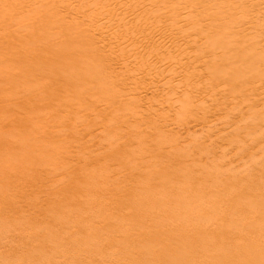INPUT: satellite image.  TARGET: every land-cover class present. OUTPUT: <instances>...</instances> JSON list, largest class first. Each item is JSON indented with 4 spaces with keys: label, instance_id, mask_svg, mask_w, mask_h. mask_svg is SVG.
Masks as SVG:
<instances>
[{
    "label": "bare ground",
    "instance_id": "1",
    "mask_svg": "<svg viewBox=\"0 0 264 264\" xmlns=\"http://www.w3.org/2000/svg\"><path fill=\"white\" fill-rule=\"evenodd\" d=\"M250 31L254 32L250 33L253 36L247 33ZM12 91H15V94L11 96ZM0 102H3V105H0L2 108L13 106L20 116V124L17 131L12 132L11 138H4L5 136L0 134V151L5 150L6 146L11 153L16 148L14 144L17 143L13 142L17 139L23 141V144L25 139H28L29 144L34 141L39 145H52L61 140L57 139L58 137L66 136V139L73 138L74 140L70 141L77 142V146H58L60 151L56 148V156L60 157L59 159L45 155L46 158L41 161V164L48 165L64 163L72 153L70 148L90 150L87 140L83 142L82 139L88 135L95 137L94 131L98 128L102 135L108 131L111 138H106L105 142L111 152L107 151L116 158L112 164L119 163L118 166H113L117 169L114 171L117 176L113 178L108 176L113 167L102 164L103 161L99 164L100 162L95 163L93 160V165L76 166V169L80 170L75 172L80 173L82 178L93 173L95 176L97 171H101L105 182L114 183L113 188H109L111 190L105 186H98V189L97 181V185L93 184L98 192L92 195L98 199L97 195L100 194L111 209L103 203V210H97L94 206L98 212L94 215L100 218H85L82 214L84 218H80V215L71 216L75 219H70V223L65 219L66 215L63 218L65 221L62 220L60 225L58 222L61 219L57 224L54 220L49 222L56 225L54 227L51 224V227L55 228V231H52L56 235H52L56 236V239L61 237L65 242L66 238L69 244H73L69 245V250L63 249L65 243L55 239L54 255H48L53 241L51 246L47 247L48 252L41 246L48 243L47 238L51 232L46 233L49 236L43 234L46 230L42 233L40 231V234L38 232L34 238L26 236L30 239L24 238L23 241L26 253L37 256L38 259L36 261L34 258L36 262L30 264H36L39 260L43 262V255H47L45 264H264V190L259 192V195L246 191V188L253 185V181L245 176L232 178H239L241 181L238 180V184L237 180L231 183L227 180L229 173L224 178L220 174L221 170L214 171L218 170L216 164L213 165L214 169L210 167L213 169H210L211 172L207 170L209 174H203L206 169L203 166H208L210 160L203 161L207 162H202L203 166L202 163L195 166L197 163L194 162H198L195 161L196 158L192 161L197 154L192 153L195 149L185 147L186 150H193L191 154L194 155L189 160L191 154L182 153L185 152L183 145L176 143L178 137H174L178 133L174 131L175 126L174 130L172 126L168 128V125H177L187 128L186 134H190V124H193L201 129V132H195L204 134L209 139L214 134L213 130L220 129L224 133L231 126L230 107L239 108L240 111L236 110L241 113V109L251 111L257 105H264V0H0ZM140 103L147 106L142 109L143 105ZM259 110H255L256 113L262 112ZM1 111L5 112L3 109ZM247 111L242 112L239 117L243 119ZM250 111L248 113L252 115ZM81 114H84L85 119L80 117ZM78 115L82 119H79L80 124L64 121L65 118ZM253 119L251 118L252 122H255ZM251 120L246 125L250 124ZM259 121L256 122L259 125H253L252 131L247 129V126L241 129L243 125L235 130L249 138L248 136L254 135L260 128L263 129ZM262 121L264 124V120ZM2 122L4 124L5 121ZM177 130L179 132V129ZM256 134L257 132L255 137L260 132ZM237 136L239 135L235 132L223 138L230 137V141H236ZM257 139V143L259 140L264 142L260 137ZM229 140L227 139V142ZM184 141L186 142L185 139ZM220 141H216L218 145ZM210 142L212 145V140ZM233 142L230 145H234ZM64 143L66 142L60 141L59 144ZM112 143H115L114 146ZM110 144L112 146L109 147ZM127 144L129 148L131 145L135 147H132L134 150L130 151L132 154L129 156H132V159L136 156L135 160H141L139 163L133 160L134 163L125 165L123 156L119 153L125 152L126 149L129 151ZM222 145L221 147L224 146ZM248 145L246 146L249 147ZM201 146L202 143L199 149L203 151ZM262 146L264 147L263 144ZM204 147L205 151L209 149ZM221 147L219 150L225 146ZM253 147L256 146H251ZM263 147L261 148L264 149ZM26 148L29 152L28 147ZM245 149L248 150L246 147ZM257 150L255 149V152ZM213 151L215 153V150ZM208 152L211 151H207V155ZM214 153L212 156L215 157ZM125 155L128 156L127 151ZM204 157L207 158L203 156V159ZM214 159L216 160V157ZM221 160L219 162L223 163ZM229 166L231 168L232 165ZM237 167L234 169L238 171ZM240 169L239 171H242ZM73 170L62 176L63 179L70 178ZM74 176L72 177L77 175ZM88 180L84 182L89 186L91 182ZM234 184L239 187L233 189L236 187ZM0 193L4 192L1 190ZM6 196L10 198L7 193ZM220 199L226 201V205L232 204L233 211L230 214L227 213V206L217 201ZM62 200L64 202V199ZM49 203L50 206L53 205ZM238 203H244L246 209L243 213L239 212L243 208L237 207ZM11 204L13 205L10 207L16 206L14 202ZM80 204H83V201ZM101 205L98 208H101ZM87 206V209L90 208ZM179 215L194 219L195 224L186 225L187 221L184 219L175 224L172 217L178 218ZM32 216L30 215L29 219ZM120 216V220H117ZM17 218L15 220L18 221ZM41 219L40 221H46ZM219 220L221 221L218 222ZM28 223L30 225L29 221ZM43 225L47 226L42 224V227ZM16 226H13L15 231L19 228ZM28 226L26 227L29 230ZM33 227L38 231L42 229ZM102 230L107 233L101 235ZM20 232L17 234H21ZM32 232L35 233L36 230ZM73 237L78 240L72 241ZM50 239L52 240L51 237ZM75 250H78V253ZM1 254L3 255V252ZM30 257V260L24 258L22 261L28 260L29 263L32 258ZM7 263L5 261V264Z\"/></svg>",
    "mask_w": 264,
    "mask_h": 264
},
{
    "label": "rangeland",
    "instance_id": "2",
    "mask_svg": "<svg viewBox=\"0 0 264 264\" xmlns=\"http://www.w3.org/2000/svg\"><path fill=\"white\" fill-rule=\"evenodd\" d=\"M254 31V30H253ZM253 31H250V32H247L249 35H252L254 32ZM250 33H252V34H250ZM256 33V32H255ZM257 34V33H256ZM253 36V35H252ZM3 87V86H2ZM117 87H120V86H117ZM15 94V91H12V93L10 94L11 96L12 95H14ZM9 102H13V101H9ZM0 105L2 106L3 105V102H0ZM140 105L142 106V109H144V106L146 107L147 105H145V103L143 104V103H140ZM0 106V107H1ZM263 106L264 105H257V107H255V108H253V109H251V111H250V109H241L242 110V112H244L245 113V111H247L246 112V114H244V118L242 119V117H239V116H241V114H242V112L240 113V112H238V111H240V109L239 108H232V107H230L229 108V110L230 111H232L231 113H232V116L234 117H232L231 116V113H230V111H229V114H230V119L232 120L231 122H232V124H231V128L229 129V128H227L226 129V131L224 132V133H222L221 131L222 130H220V129H217V131L215 130H213L212 132L214 133H211V138H209V139H211L212 140V145H210L211 144V140L209 141V139H207L208 137L206 136V135H204V134H201V133H197V132H195V131H199V132H201L200 130L201 129H199L200 128V126H195V125H193V124H190L189 126H190V134H186V131H187V128H183V127H179V126H177V125H168L169 127L168 128H170V126H172L171 128H173L174 126H175V130H174V128H173V130L175 131V132H177L178 134L177 135H175V137L174 138H177V139H175V140H177V142L176 143H178V144H182L183 145V147H184V150H185V152H182V153H189V154H191V151H193L194 149H195V152L193 151L192 153H197L196 154V156L192 159V156L194 155V154H191V156H190V159L189 160H191L192 159V161H194V159H195V161H198V162H194L196 165L195 166H199V165H201V163L203 162V161H208V159L210 160V161H208V166L206 165V164H204V165H206L205 167L203 166V163H207V162H203L202 163V166H203V168H206L205 170L204 169H199V170H204L203 171V174L205 173V175L206 174H209L208 172L210 171L211 172V170H213L215 167L213 166V165H215V166H217V168H218V170L217 169H215L214 171H216V172H218V171H220V174H222V176L224 177V178H226L227 176H228V173H229V176L227 177V180H229L231 183H235L236 182V180H237V183L236 184H238V182L239 181H241V180H239V178L238 179H232V178H235V177H246V179L248 178V179H250L251 181H253V185L251 186V187H248V188H246V191H249V192H253V193H255V194H258L259 195V192H262L263 190H264V149H262L261 147H263L262 146V144L264 145V142L263 141H260L259 140V142L257 143V141H258V139L257 138H259L260 137V139L262 140H264V136H263V134H264V127H263V121L262 120H264V115H262V114H264V108H263ZM5 106H3V108L1 107V109H3V110H5V112L4 111H1V109H0V115L2 114V116H0V120H4L5 122H4V124H3V122L2 121H0V134H2V136H5L4 138H6V137H9L10 136V138H11V134H12V132H14V131H17V127L19 126V124H20V116H19V114H18V112L16 111V109L14 110V108H13V106H11V105H9L8 107L6 106V108H4ZM11 108H13V109H11ZM232 108V109H231ZM256 108H258V109H256ZM263 108V109H262ZM7 109V110H6ZM9 109H11V110H9ZM234 109H235V113H234ZM238 111H237V110ZM259 109H261V110H259ZM10 112H9V111ZM140 110H141V108H140ZM244 110V111H243ZM257 110H259V111H262V112H257L256 113V111ZM9 112V113H7V112ZM251 112L252 113V115H250V113H248V112ZM255 111V112H254ZM239 113V115H236V114H238ZM254 112V113H253ZM227 114H228V111L226 112ZM259 113H262V114H260L259 115ZM10 114V115H9ZM224 114H225V112H224ZM8 115V116H7ZM235 115V116H234ZM250 115V117H248ZM6 116V117H5ZM84 118H83V117ZM254 116H255V118H254ZM256 116H257V118H256ZM8 117V119H5V118H7ZM80 117L82 118V119H85V116H84V114H81L80 115ZM79 117V115L78 116H71V117H69V119L68 118H65V120L64 121H66L67 123H69V124H71V123H73V124H80L81 123V121H82V119ZM240 119H239V118ZM246 117H247V119H246ZM3 118V119H2ZM78 118V119H77ZM237 118V119H236ZM251 118L253 119V121H255V122H252V120H251ZM258 118H260V119H258ZM79 119H81V121H79ZM245 119H246V123H245ZM236 120V121H235ZM244 120V121H243ZM251 120V123L250 124H248V125H246L249 121ZM262 121V122H260V121ZM74 121H75V123H74ZM77 121H79V122H77ZM241 121V122H240ZM245 123V124H242L243 122ZM259 121V123H261V125H260V127L262 126V128L263 129H259V127H257L258 129H259V131H256L257 132V134L260 132V134H258V135H261V136H258L257 134V136L255 137V133H254V135H250V136H248L249 138H247L246 136H242L241 134V132H239V131H236L235 129L236 128H240L241 127V125H243L242 127H241V129H243L244 127H246L247 129H249V130H251L252 131V129H253V127L254 126H256L258 123H256V122H258ZM239 122L241 123V124H239ZM7 123V124H6ZM236 123H238V124H236ZM256 123V124H255ZM169 124H171L170 123V121H169ZM255 124V125H254ZM263 124V125H262ZM5 125V126H4ZM234 125H235V127H234ZM240 125V126H239ZM254 125V126H253ZM259 125V124H258ZM4 126V127H3ZM178 128H177V127ZM195 126V127H194ZM237 126V127H236ZM252 126V127H251ZM194 127V128H193ZM180 128H183L182 130L180 129ZM252 128V129H251ZM2 129H3V131H2ZM177 129H179V132H178V130ZM256 129V128H255ZM254 129V130H255ZM192 130V131H191ZM194 130V131H193ZM230 132H229V131ZM253 130V131H254ZM97 131H98V134H97ZM262 131V132H261ZM100 132V129H95V131H94V134L96 133L97 134V136H96V134H95V137H93V138H91V137H89V135L88 136H86V137H84L83 139H82V141L83 142H85V140H87V145H90V150H91V152H90V150L88 149V148H81L80 150H74L73 148H70V149H72V153H71V155H70V157H68L66 160H65V162L63 163V162H61V163H51V164H44V163H42L41 164V161L44 159V158H46L45 157V155H51V158H52V156H55V158L56 157H58V156H56V154H57V152H56V148H57V151H60L59 149V147L58 146H60V147H62V146H67V145H70V146H72V145H75L77 142H72L74 139L72 138H67L66 139V136L64 137V136H61V137H58L57 139H61L60 141H61V143L62 142H68L67 144L66 143H64V145L62 144H59L60 143V141H56V143H58L57 145H56V143L55 144H52V145H45L44 143H42V144H44V145H39V143L37 144L36 142H34L33 141V144L30 142V144H29V140L27 139V141H26V139H25V143L27 144H23V141L21 142V140H19L18 141V139L17 140H14V142H13V144L14 143H17V144H14L15 145V149H13L12 151H11V153L10 152H8L9 150L6 148V146H5V150H3V149H1V151H0V191L2 190L4 193H0V230L2 231V233H0V237L2 238H0V260H1V262H0V264H5V261H6V263L7 262H9V263H7V264H20V262H22V264H26V263H28V260H30L29 259V257L31 256V254L29 253H26V249H25V247L23 246L24 245V243H23V241L25 240L24 238H26V240H28L29 238L28 237H26V236H33V238L35 237V236H37V234H38V232H39V234H40V231H41V233L44 231V230H46V231H44V233L43 234H46V233H49L50 234V232H51V234H50V237L52 238V240L50 239V237H48L47 238V241H48V243H46V244H43V245H41V246H44V248H43V250H49V253H48V255L50 254H53V249H56V246L54 245L55 244V242L56 241H58V242H61V243H63L64 242V239H62L61 237H57V239H56V236H53L52 234H55V228L54 227H56V225L54 226L52 223H50L49 224V222H52V220H54L53 222L54 223H56L57 224V221L59 220V219H61V220H59V224L58 225H60L63 221L62 220H64L63 218L67 215V217H65V219L67 220V222L69 221L70 222V219L72 220V219H75V217H77V216H79L80 218H87V217H93V216H97V218H100V216H98V215H94V213L96 214V213H98L97 212V210H103L104 208H105V206L108 208L110 205L109 204H106V202H105V198H102V196L100 195V194H98L97 196H98V199L96 198V196L94 195V194H96L95 192H98V189H99V187L101 186H105V188H107L108 190H111L112 188H113V186L114 185H112V184H114V183H110L109 181V183L110 184H108V182H105L104 181V179H102L103 177L101 176L102 174H101V171H97L98 172V174H97V172H96V174H95V176H93L94 175V173L91 175V176H89V177H91L92 179H93V177H94V180H88V176L87 177H85V178H82L81 176H80V173H78L79 174V176H78V174H77V172H75V170H78V169H76V166L77 165H79V166H84L85 164H91V165H93V163H94V161L93 160H95V163H99V164H101L102 163V161H103V163L102 164H104V165H106L107 164V166H118V164H116V165H113L112 164V162H113V160L114 159H116V158H114V156H112L111 154H109V152H111L110 150H109V148H108V145H106L107 143L105 142V141H107V139L106 138H109V135H108V131L106 130L105 132H107L106 134H101V132ZM227 132V133H226ZM235 132H237L238 133V135L239 136H237V142L235 141V139H233L232 141H230L229 140V138L231 137H229V138H223L225 135H229V133H232V134H234ZM193 133V134H192ZM222 134V135H220V134ZM183 134V135H182ZM197 134V135H196ZM224 134V135H223ZM103 137H102V136ZM108 135V136H107ZM182 135V136H181ZM194 135V136H193ZM37 136H40V135H38L37 134ZM102 138H101V137ZM180 136V137H179ZM216 136H217V140H218V142L221 140V141H223V142H221L220 141V143H219V145H218V142H216L217 140H216ZM220 136V137H219ZM88 137V138H87ZM186 137V138H185ZM191 137V139L189 140V138ZM210 137V136H209ZM240 137H242V138H240ZM244 137V138H243ZM65 138V139H64ZM98 138H100V139H97ZM111 138V137H110ZM110 138L108 139V140H110ZM214 138H215V140H214ZM251 138V139H250ZM62 139H64V140H62ZM89 139V140H88ZM184 139L186 140V142L184 141ZM196 139V140H195ZM198 139V140H197ZM204 139H206V140H204ZM220 139V140H219ZM227 139L230 141V144H231V142H233L234 143V147L232 146V145H230L228 142H227ZM245 139H246V141H245ZM254 139V140H253ZM31 140H33V139H31ZM65 140H67V141H65ZM70 140H72V141H70ZM95 140V141H94ZM203 140V141H202ZM213 140H214V142H213ZM250 140V141H249ZM251 140H253V141H251ZM257 140V141H256ZM16 141H18V142H16ZM94 141V142H93ZM99 141H102L101 143L99 142V146L97 145V143ZM181 141V143H179ZM182 141H184V142H182ZM188 141V142H187ZM201 141V142H200ZM241 141V142H240ZM256 141V142H255ZM94 144H93V143ZM96 142V143H95ZM194 142H195V144H198V143H200V145H201V143H202V146H203V143H205V142H208V143H205L204 144V146H207V147H209V149L207 148V151H211V152H208L209 154L210 153H212V154H210V157H212V158H210L207 154H206V152L207 151H205L206 150V147H204L203 146V148L205 149H203V148H201L203 151H205V153L203 152V151H201L199 148H200V145L198 144V145H195L194 144ZM210 142V143H209ZM238 142H240V143H242V145L239 143L238 144ZM261 142H263V143H261ZM175 143V145L176 146H179V145H177ZM227 145H230V146H226L225 144ZM243 143H244V145H243ZM247 143V144H246ZM252 143H254L253 145H252ZM260 143V144H259ZM35 144V145H34ZM95 144L97 145V146H95ZM113 144H115V143H112V145ZM192 144H194V145H192ZM208 144V145H207ZM215 145V147H214V145ZM226 147H224L223 145ZM249 144V145H248ZM258 144V145H257ZM14 145H13V148H14ZM31 145V146H30ZM33 145V146H32ZM36 145H38V146H36ZM111 144L109 145V147L110 146H112ZM188 145V146H187ZM191 145V146H190ZM221 145L224 147H221ZM238 145H241V146H237ZM246 145H248L249 147H247ZM75 146H77V144L75 145ZM114 146V145H113ZM201 146V147H202ZM214 148H213V147ZM243 146H244V148L246 147V148H248V150H244V148H243ZM251 146H256V147H253V148H251ZM26 147H28V149H29V152H27L28 150H27V148ZM30 147V148H29ZM33 147V148H32ZM37 147V148H36ZM101 147V148H100ZM105 147H106V149H105ZM131 148H129V146H128V144H127V146H126V148H128L129 149V151L126 149V151H127V154H128V156H126L125 155V152H123V151H121V153H119L120 154V156H121V154H122V156H123V160L125 161V165H128V163H134L133 162V160L134 161H136L137 163H139L138 161H141V160H139L138 158H137V160H135L136 159V156H135V159H132L131 157L132 156H129L130 154H132L131 152L134 150L133 148H135L134 146H130ZM133 147V148H132ZM185 147H189V148H191V149H193V150H189V148H187V150L185 149ZM194 147V148H193ZM198 149H197V148ZM220 147L221 148H223V149H221V150H219L220 149ZM239 147H241L240 149H239V151H237L238 150V148ZM261 148L260 150H259V148ZM54 148H55V150H54ZM95 148V149H94ZM102 148H104V150L102 149ZM108 148V149H107ZM210 148H211V150H210ZM236 148V149H235ZM258 149L256 152H255V149ZM264 148V147H263ZM34 149H35V151H36V153H35V151H34ZM38 149V150H37ZM62 149V148H61ZM102 149V150H101ZM226 149V150H225ZM251 149V150H250ZM253 149V150H252ZM7 150V151H6ZM30 150H31V152H30ZM86 152H85V151ZM87 150H88V152H87ZM109 152H108V151ZM132 150V151H131ZM183 149H180V151H184ZM188 150H189V152H188ZM198 150H199V152H198ZM213 150H215V153H214V151ZM231 150V151H230ZM251 152H250V151ZM263 150V151H262ZM43 151V152H42ZM77 151V152H76ZM80 151V152H79ZM104 151V152H103ZM131 151V152H130ZM254 151V154H255V157H254V154H252V152ZM262 151V152H261ZM130 152V153H129ZM219 152V153H218ZM225 152V153H224ZM228 152V153H227ZM242 152V153H241ZM245 152V153H244ZM248 152V153H247ZM34 153V154H33ZM43 153V154H42ZM45 153V154H44ZM49 153V154H48ZM198 153H201L202 155L203 154H206V155H203V156H206L207 158H205L204 157V159H203V156L200 154H198ZM213 153L215 154V157H216V160L214 159L215 157L214 156H212L213 155ZM223 153V154H222ZM248 155H247V154ZM249 153L252 155H249ZM261 155H260V154ZM86 154V155H85ZM106 154V155H105ZM124 154V155H123ZM220 154H222V155H220ZM226 154V155H225ZM233 154H235V155H233ZM257 154V155H256ZM2 155V156H1ZM38 155V156H37ZM73 155V156H72ZM77 155V156H76ZM83 155V156H82ZM88 155V156H87ZM109 155V156H108ZM225 155V156H224ZM259 155V156H258ZM40 156H44L43 158H41ZM59 156H61V154L59 155ZM87 156V157H86ZM124 156H126L125 158H124ZM200 156H202V157H200ZM226 156H228V157H226ZM232 156H235V158L233 157L232 158ZM252 158H251V157ZM41 159H40V158ZM97 157H99V158H97ZM110 157V158H109ZM113 157V158H112ZM130 157V158H129ZM218 157H220L221 159L222 158H224V159H219ZM230 157H231V160L233 161H231L230 160ZM248 157H250V159H252L251 161H247V160H250ZM258 157V158H257ZM37 158V159H36ZM60 157H58L57 159H59ZM63 157H61V159H62ZM80 158V159H79ZM86 158V159H85ZM106 158V159H105ZM109 158V160H107ZM126 158H128L127 160H125ZM203 159L201 162L199 161V160H201V159ZM247 158V159H246ZM98 159V160H97ZM103 159H105V161L103 160ZM218 159V160H217ZM237 159V160H236ZM241 159V160H240ZM259 159V160H258ZM37 160H39V162H36L35 163V161H37ZM82 160V161H81ZM97 160V161H96ZM100 160V161H99ZM131 160H132V162H131ZM188 160V161H189ZM212 160V161H211ZM214 160V161H213ZM219 160H221V162L223 161V163H220L219 162ZM225 160H227V161H225ZM240 160V161H239ZM89 161H92V163L91 162H89ZM108 161H110V162H108ZM217 161V162H216ZM230 161H231V163H230ZM238 161V162H237ZM243 161H244V164H243ZM253 161V162H252ZM89 162V163H88ZM215 162V163H214ZM236 162V163H235ZM250 162H252V163H250ZM72 163V164H71ZM106 163V164H105ZM114 163V162H113ZM199 163V164H198ZM211 163V164H210ZM217 163H218V165H217ZM246 163H248L247 165H245ZM250 163V164H249ZM257 163V164H256ZM67 164H68V166H67ZM111 164V165H110ZM254 164V165H253ZM256 164V165H255ZM63 165V166H62ZM222 165H224V166H222ZM226 165V166H225ZM228 165V166H227ZM229 165H232L231 166V168H232V170H231V168H230V166ZM88 166V165H87ZM129 166H131V165H129ZM220 166V167H219ZM238 166V167H237ZM243 166H244V168H243ZM246 166H248V167H246ZM253 166H255V167H253ZM210 167H213V169L212 168H210ZM234 167L236 168H238V171H237V169L235 170L234 169ZM240 167H242L241 169H240ZM78 168V167H77ZM80 168V167H79ZM223 168H228L227 170L226 169H223ZM230 168V169H229ZM246 168V169H245ZM74 169V170H73ZM115 168L113 167V169L111 170V171H109L108 173V176H112V178L113 177H115V175L117 174H115L114 173V171H117V169H115ZM198 169V168H197ZM209 169V171H207ZM211 169V170H210ZM239 169L240 170H242V171H244V172H242V171H239ZM250 169V170H249ZM71 170H73L74 172H73V174L71 173L70 174V176L72 175V176H74L75 178H73L72 176L69 178H66L65 180L63 179V177L62 176H64L65 174H67L68 172L70 173L71 172ZM80 170V169H79ZM78 170V171H79ZM122 170V169H121ZM225 170V172H223V171ZM252 170V171H251ZM206 171V172H205ZM252 173H250V172ZM33 172H35L34 173V175H33ZM111 172V173H110ZM223 172V173H222ZM240 174H239V173ZM242 172V173H241ZM246 172V173H245ZM99 173H100V175H99ZM120 172H118V174H119ZM125 173V172H124ZM213 173V172H212ZM250 173V174H249ZM111 174V175H110ZM211 174V173H210ZM225 174V175H224ZM231 174H232V176H231ZM238 174H239V176H238ZM247 174V175H246ZM41 175H42V177H41ZM120 175V174H119ZM121 175H123V172L121 173ZM242 175V176H241ZM101 176V177H100ZM117 176V175H116ZM100 177V178H99ZM222 177V178H223ZM244 177V178H245ZM82 178V179H81ZM95 178H98V179H102V180H99L98 181V179H95ZM223 178V179H224ZM68 179V180H67ZM246 179H244V180H246ZM63 180V181H62ZM83 180V181H82ZM84 180H88V182H91V183H89V186L84 182ZM226 180V179H225ZM232 180V181H231ZM239 180V181H238ZM243 180V179H242ZM35 181H36V183H35ZM38 181V182H37ZM93 181V182H92ZM96 181L97 182H99L98 184L99 185H97L96 184ZM103 181H104V183H103ZM235 181V182H234ZM245 182V181H244ZM84 183V184H83ZM102 183V184H101ZM105 183H107V184H105ZM37 184V185H36ZM93 184H96L97 185V188H96V186L95 185H93ZM101 184V185H100ZM236 184H234V185H236ZM244 184V183H243ZM243 184H242V186H243ZM263 184V185H262ZM33 185H34V187H33ZM107 185V186H106ZM260 185V186H259ZM262 185V186H261ZM10 186H12V188L10 187ZM15 186V187H14ZM99 186V187H98ZM110 186H112V187H110ZM5 187H9V189L8 188H5ZM14 187V188H13ZM20 188L19 190H18V188ZM31 187V188H30ZM95 187V188H94ZM234 187V186H233ZM232 187V188H233ZM239 186H237L236 185V187H234L233 189H236V188H238ZM2 188V189H1ZM17 188V189H16ZM85 188H89V189H85ZM109 188H111V189H109ZM4 189H6V191H8V192H6ZM94 189H96V190H94ZM15 190V191H14ZM90 192L91 190V194L88 192V191ZM94 190V191H93ZM260 190V191H259ZM87 192V194H86V192ZM258 191V192H257ZM7 193V195H9V197L10 198H7L8 196H6V193ZM10 192H12V193H10ZM20 192V193H19ZM92 193H94L93 195H94V197H93V195H92ZM1 194H3L4 195V197H3V195H1ZM10 194H12V195H10ZM90 194V195H89ZM67 195V196H66ZM85 195H88L87 197L85 196ZM68 198V199H65L66 197ZM73 196H74V198H76L75 200H74V198H73ZM4 199H3V198ZM65 197V198H64ZM71 197V198H70ZM90 197V198H89ZM206 197V196H205ZM227 197V196H226ZM5 198H7V199H5ZM59 198V199H58ZM73 198V199H72ZM92 198V199H91ZM62 199H64V202H63V200ZM69 199H70V201H69ZM89 199H90V201H89ZM202 200L204 199V196L201 198ZM67 200L69 201V202H67ZM77 200H81V201H79L80 203L83 201V204H80ZM86 200V201H85ZM94 200H96V201H94ZM205 200H208L207 198H205ZM53 201V202H52ZM56 202V205H54V203ZM71 201H74V202H71ZM89 201V202H88ZM104 201V202H103ZM217 201H219V202H222V205L223 204H225L226 205V201H224V200H217ZM14 202V205H16V206H13V207H10V206H12L13 204H11V203H13ZM49 202H51L53 205L52 206H50V203ZM62 204H61V203ZM76 202V203H75ZM90 202H92V204L90 203ZM101 204H106L105 206H104V204L103 205H101ZM225 202V203H224ZM17 203V204H16ZM20 203V204H19ZM58 203V204H57ZM59 203H60V205H59ZM66 203H69V204H66ZM77 204V205H75V204ZM89 203V204H88ZM96 203H97V205H96ZM193 203H195V202H193ZM228 203V202H227ZM9 204V205H8ZM23 204V205H22ZM31 204V205H30ZM72 204V205H71ZM86 204V205H85ZM91 204V205H90ZM94 204V205H93ZM221 204V203H220ZM244 204V203H243ZM243 204H237L236 206L237 207H239V208H243L242 210H239V212L240 213H243L244 211H245V206L243 205ZM20 205V206H19ZM62 205V206H61ZM67 205H69V206H67ZM75 205V206H74ZM79 205V206H78ZM83 205V206H82ZM85 205V206H84ZM87 205H89V207L91 208V209H93V210H90V208H88L87 209ZM102 206L101 208L99 207L98 208V206ZM9 206V207H8ZM37 206V207H36ZM58 206V207H57ZM60 206V207H59ZM64 206V207H63ZM72 206V207H71ZM81 206V207H80ZM87 206V207H86ZM94 206L95 207H97V210H95L96 208H94ZM227 206V213L229 212V214L233 211L232 210V204L231 203H228V205H226ZM56 207H57V209H56ZM63 207V208H62ZM75 207H76V209H75ZM80 207V209H78ZM82 207H84V208H82ZM61 208V209H60ZM110 209H111V206L109 207ZM3 209V210H2ZM38 209V210H37ZM40 209H42V211L40 210ZM75 209V210H74ZM81 209H83V210H81ZM87 209V210H86ZM23 210V211H22ZM28 210V211H27ZM72 210V211H71ZM80 210L82 211V212H80ZM94 210L96 211V212H94ZM6 211V212H5ZM13 211V212H12ZM70 212V214L68 213V212ZM89 211V212H88ZM243 211V212H242ZM10 212V213H9ZM12 212V213H11ZM21 212H23V213H21ZM27 212H28V214H27ZM40 212V213H39ZM81 214H80V213ZM91 212V213H90ZM92 212H93V215H92ZM174 212L175 213H179V211H177V210H174ZM5 213V214H4ZM9 213V214H8ZM34 215V216H32V214ZM66 213V214H65ZM90 213V214H89ZM43 214V215H42ZM84 215V217H83V215ZM16 215V216H15ZM19 215V216H18ZM25 215V216H24ZM30 215L33 217H31V219H29L30 218ZM46 215H47V217H46ZM77 215V216H76ZM90 215V216H89ZM101 215V214H100ZM12 216V217H11ZM18 219V221L17 220H15L16 218ZM37 216V217H36ZM42 216V217H41ZM63 216V217H62ZM71 216H75L74 218H72ZM82 216V217H81ZM6 217V218H5ZM9 217H11L10 219H9ZM34 217H36V218H34ZM45 217H46V219H45ZM58 217V218H57ZM27 218V219H26ZM38 218H39V220H38ZM42 218V219H41ZM54 218V219H53ZM120 218H121V216L119 217V219H117V220H120ZM173 219V221H174V223L176 224V223H180V221L182 222V220L184 219L185 221H187L185 224L187 225H193V224H195L194 223V219H192V218H189V217H181L180 215L178 216V218L177 217H172ZM2 219V220H1ZM28 220L29 222H30V225H29V223H28V221H26V220ZM40 219L41 220H46V221H40ZM48 219H50V221H48ZM131 218H129V220H130ZM22 220H23V222L24 223H22ZM26 221V223H25V221ZM31 220H33V221H31ZM35 220V221H34ZM38 220V221H37ZM114 220V219H113ZM112 220V221H113ZM123 220V219H122ZM127 220V219H126ZM126 220H124V221H126ZM129 220H127V221H129ZM192 222H190V221ZM194 220V221H193ZM10 221L11 222H13V223H10ZM42 222V224H46L47 226L48 225H50V227H51V224L54 226V227H51V228H49V226L47 227V226H45V225H43V227H42V224L40 223V222ZM65 221V220H64ZM221 220H219L218 222H220ZM19 222V223H18ZM32 222H35V223H32ZM61 222V223H60ZM188 222H190V223H188ZM28 223V224H27ZM35 224V225H33V226H37V227H42V229L41 230H37V228H35V227H33L32 226V224ZM38 223V224H37ZM71 223V222H70ZM172 224H174L173 222H171ZM8 224V225H7ZM18 225V227L19 228H16V231H15V227H17L16 225ZM26 225V226H28L29 227V230H28V228L26 227V226H23V225ZM37 224V225H36ZM39 224H41L40 226H38ZM174 224V225H175ZM22 225V226H21ZM8 226V227H7ZM13 226H15V227H13ZM21 227V228H20ZM30 227H32V229L30 230ZM46 227L48 228V229H46ZM5 228V229H4ZM8 228H10V230L8 229ZM25 230H24V229ZM34 228V229H33ZM38 228V229H39ZM111 228V227H110ZM3 229V230H2ZM17 229H19V230H17ZM23 229V230H22ZM27 229V230H26ZM52 229H54V231H52ZM73 229H76V228H74L73 227ZM34 230H36V232L34 233V232H32V231H34ZM49 230V231H48ZM11 231V232H10ZM20 231H22V232H20ZM24 231V232H23ZM27 233H29L30 231V233L29 234H27ZM106 230H102L101 232H100V234L101 235H103V234H105V233H107V231L105 232ZM18 232H20L21 234H17ZM53 232V233H52ZM104 232V233H103ZM5 234V236H4V234ZM10 233V234H9ZM14 233H16L18 236H16V234H14ZM34 233V234H33ZM3 234V235H2ZM15 236H14V235ZM23 234L25 235V234H27V235H25V236H23ZM49 234L47 235V236H49ZM75 234V233H74ZM20 235H22L21 236V238H20ZM52 235V236H51ZM56 235V234H55ZM9 236H10V238H9ZM8 237V238H7ZM11 237H13V238H11ZM17 237V238H16ZM20 239H19V238ZM15 238H16V240H15ZM59 238V239H58ZM15 240V242L13 241V240ZM20 241H19V240ZM31 239H32V237H31ZM55 239H56V241H55ZM73 240L72 241H76V240H78V238H75V237H73L72 238ZM75 239V240H74ZM30 240V239H29ZM50 240V241H49ZM62 240V241H61ZM52 241H53V243H52ZM69 241V240H68ZM10 244H9V243ZM12 242V243H11ZM19 242L20 243H22V244H19ZM57 242V243H58ZM73 242V243H74ZM16 243H18V245L16 244ZM50 243H52V249H51V244ZM65 245H66V243H67V245L65 246L64 245V248L63 249H70L71 248V246L73 245L72 244V242H71V244H69V242H67V240H66V238H65ZM2 244H4L3 246H2ZM13 244H14V246H13ZM21 247H20V246ZM49 245V246H48ZM69 245H71V246H69ZM8 246V247H7ZM17 246H19V248H16ZM45 246H46V248H45ZM12 247V248H11ZM47 247H50L49 249L47 248ZM66 247V248H65ZM11 248V249H10ZM14 248V250H12ZM21 248L23 249V250H21ZM5 249V250H4ZM9 249L13 252H11V251H9ZM20 250L19 252H17L18 250ZM68 249V250H69ZM7 250V251H6ZM17 250V251H16ZM9 251V252H8ZM24 252V254H23V252ZM50 251H51V253H50ZM77 253H78V250H75ZM1 252H3V255L1 254ZM5 252V253H4ZM11 252V253H10ZM21 252V253H20ZM45 252V251H44ZM48 252V251H47ZM47 252H45V254H47ZM76 252H74V253H76ZM9 253V255L7 256V254ZM17 253H19V255H17ZM54 253H55V250H54ZM71 253H73V251L71 252ZM12 254H14L13 256H12ZM16 254V255H15ZM23 256H22V255ZM5 255H6V257H5ZM28 255V256H27ZM54 255V254H53ZM52 255V256H53ZM10 256H12L11 257V259H10ZM17 256V257H16ZM20 256V257H19ZM24 256H26V257H28V258H26V257H24ZM44 256V255H43ZM42 256V258H44L45 259V257L47 256H44L43 257ZM2 257V258H1ZM5 257V258H4ZM14 257L16 258V259H14ZM22 257H24L25 259H28V260H24V261H22L23 259H21ZM33 258V260H32V258ZM30 258H31V261H29V263L28 264H30L31 262H33V263H35L36 261H38V259H36V257L37 256H35V257H33V256H31ZM19 258V259H18ZM36 259V261H34L35 259ZM42 258H40V259H42ZM10 259V260H9ZM21 259V260H20ZM44 259H43V262L42 261H40L39 260V262H37L38 264H40V263H42V264H45L44 263ZM20 260V261H19ZM12 261H15V262H12ZM19 261V262H18ZM18 262V263H17ZM32 263V264H33ZM36 263V264H37Z\"/></svg>",
    "mask_w": 264,
    "mask_h": 264
}]
</instances>
